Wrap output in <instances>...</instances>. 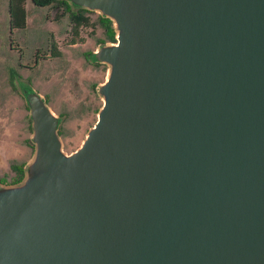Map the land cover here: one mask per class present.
<instances>
[{
	"label": "water",
	"instance_id": "obj_1",
	"mask_svg": "<svg viewBox=\"0 0 264 264\" xmlns=\"http://www.w3.org/2000/svg\"><path fill=\"white\" fill-rule=\"evenodd\" d=\"M112 21L101 104L0 184V264H264V0H68Z\"/></svg>",
	"mask_w": 264,
	"mask_h": 264
},
{
	"label": "rangeland",
	"instance_id": "obj_2",
	"mask_svg": "<svg viewBox=\"0 0 264 264\" xmlns=\"http://www.w3.org/2000/svg\"><path fill=\"white\" fill-rule=\"evenodd\" d=\"M24 7L25 26L11 33L0 7L1 185L10 184L14 176L9 163H22L24 178V169L33 157L34 145L28 143L32 130L25 89L39 93L58 117L61 148L68 153L80 144L96 118L102 100L97 86L108 70L104 62L91 60L99 47L97 39L103 38L96 21L99 12H88L93 29L80 27L72 42L66 13L57 16L59 9L54 6H36L30 0H24ZM49 38L56 43L59 55H50ZM88 52L91 58L86 57Z\"/></svg>",
	"mask_w": 264,
	"mask_h": 264
},
{
	"label": "trees",
	"instance_id": "obj_3",
	"mask_svg": "<svg viewBox=\"0 0 264 264\" xmlns=\"http://www.w3.org/2000/svg\"><path fill=\"white\" fill-rule=\"evenodd\" d=\"M30 1L36 6H47V5L54 6L56 9H59L57 16L66 13L69 19V28L71 32L70 40H72V42L75 41L73 37L77 35L78 29L80 27L91 26V29H93L94 21H92L88 15V12L93 11L92 9H88L86 7L71 3L68 0H30ZM6 11L8 13L9 33H11L12 29L23 28L25 26L26 9L24 7V0H7ZM96 21L101 27V32L103 34V38L99 37L97 39L98 43L102 44L105 41H114L115 30L113 28L111 19H109L107 16L98 13L96 16ZM9 40L11 41V39ZM48 49L50 55L52 56L60 54V51L56 48V43L51 38H49L48 40ZM13 88H15L14 85ZM25 90H30V88L27 87ZM28 119H29L28 121H30L29 115H28ZM28 143L31 146H33V142L31 141L30 138L28 139ZM22 165H23L22 163H16V162L9 163V168L14 171V176L9 183H17L22 179L23 177Z\"/></svg>",
	"mask_w": 264,
	"mask_h": 264
},
{
	"label": "crops",
	"instance_id": "obj_4",
	"mask_svg": "<svg viewBox=\"0 0 264 264\" xmlns=\"http://www.w3.org/2000/svg\"><path fill=\"white\" fill-rule=\"evenodd\" d=\"M6 3H7V0H0V7H2V9L4 10V17L7 19V25H8V13L6 11Z\"/></svg>",
	"mask_w": 264,
	"mask_h": 264
},
{
	"label": "flooded vegetation",
	"instance_id": "obj_5",
	"mask_svg": "<svg viewBox=\"0 0 264 264\" xmlns=\"http://www.w3.org/2000/svg\"><path fill=\"white\" fill-rule=\"evenodd\" d=\"M86 55H87L86 57L91 58V57H90L91 53H86ZM92 56H93V55H92ZM93 59H94L95 61H98V60H96L94 57H92L91 60L93 61Z\"/></svg>",
	"mask_w": 264,
	"mask_h": 264
}]
</instances>
